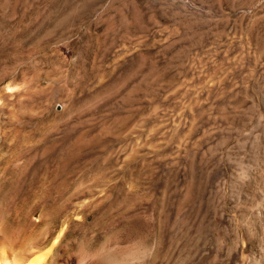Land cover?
<instances>
[{"label": "rangeland", "instance_id": "rangeland-1", "mask_svg": "<svg viewBox=\"0 0 264 264\" xmlns=\"http://www.w3.org/2000/svg\"><path fill=\"white\" fill-rule=\"evenodd\" d=\"M59 232L57 264H264V0H0V234Z\"/></svg>", "mask_w": 264, "mask_h": 264}, {"label": "bare ground", "instance_id": "bare-ground-1", "mask_svg": "<svg viewBox=\"0 0 264 264\" xmlns=\"http://www.w3.org/2000/svg\"><path fill=\"white\" fill-rule=\"evenodd\" d=\"M60 233L62 232L53 235L54 237L52 236V246L48 249H42V246L37 244H18L17 239L8 238L1 233L0 264H48V262L57 264L54 245L58 241ZM50 237L46 239L48 240Z\"/></svg>", "mask_w": 264, "mask_h": 264}]
</instances>
